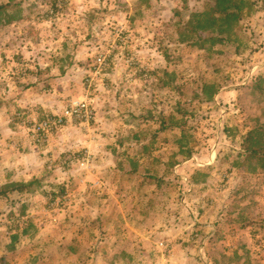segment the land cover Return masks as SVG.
Returning <instances> with one entry per match:
<instances>
[{
	"label": "rangeland",
	"instance_id": "rangeland-1",
	"mask_svg": "<svg viewBox=\"0 0 264 264\" xmlns=\"http://www.w3.org/2000/svg\"><path fill=\"white\" fill-rule=\"evenodd\" d=\"M54 1L0 0V106L23 89L19 56L49 79L29 97L92 114L39 143L32 123L62 114L8 104L0 188L33 184L0 196V264H159L146 239L197 264H264V166L243 145L264 126V3L219 41L190 32L204 0Z\"/></svg>",
	"mask_w": 264,
	"mask_h": 264
},
{
	"label": "trees",
	"instance_id": "trees-1",
	"mask_svg": "<svg viewBox=\"0 0 264 264\" xmlns=\"http://www.w3.org/2000/svg\"><path fill=\"white\" fill-rule=\"evenodd\" d=\"M57 2V0L54 1L53 8L56 7ZM259 2L264 3V0ZM254 4L255 2L253 0H204L202 11H193L190 13L188 20V24L191 26L190 32L198 36L211 35V38H209L210 40L222 41V38L216 35H223L225 31H231L242 21L245 15V9H250ZM9 7L10 4H1L0 14L6 12ZM258 7L260 11H264V5ZM177 15H179V12H177ZM17 19H20V17ZM181 41L185 42L187 40L182 39ZM263 132L264 126L250 130L243 142V145L246 146V156L251 160H256L258 164L262 166H264V143H262L260 139ZM32 184L33 182L29 184L24 182H11L5 184L0 188V196L7 197L10 193L16 195L20 192L28 191ZM28 229L23 230V235L28 234ZM20 236V232H16L11 236L13 245L20 239Z\"/></svg>",
	"mask_w": 264,
	"mask_h": 264
},
{
	"label": "crops",
	"instance_id": "crops-1",
	"mask_svg": "<svg viewBox=\"0 0 264 264\" xmlns=\"http://www.w3.org/2000/svg\"><path fill=\"white\" fill-rule=\"evenodd\" d=\"M6 57H10V55H8ZM17 60H19V62L17 61L18 63H16V62L15 63L19 67V68H17V72L20 75L15 80L14 86H15V88H23V89L21 91H19V94L15 98V100H8V101L4 100L5 102H1L0 120L1 121H8L9 120V110L10 109H8V107L10 105H8V104H10L12 102H17L18 107H20V109H21V110H19L21 112H17V115L18 114L30 115V114L34 113V110L40 109L39 106H41V105L47 112L52 111L51 113H54L55 115L56 114L57 115L63 114V112L66 109V107L64 106V103H63L62 108L60 106H57L58 107V112H57L56 111L57 108L54 107L55 103L54 104L47 103V101H49V100H35V98L29 97V95H31V94H35L38 92H39V94L42 93V91H44V88H45L44 83H46V81L49 79L46 77V78H43V80H42L40 78V76H41L40 72L41 71H38V70L36 72V76L39 78H37L35 75H33L35 72H33L31 69H29V63L22 62L21 61L22 59L19 56H18ZM24 66H26L25 69H24ZM23 69L25 70V72H23ZM30 74H32V76L36 77L37 79L35 82H32V84L27 83V85L24 86V83H26L27 77ZM66 78L67 77H64L61 80L65 81ZM261 79L264 82V74H261ZM61 83H63V82H61ZM7 86H8V89H9V87L11 88V86H9V84ZM26 88H28V89H26ZM39 94H36V95L39 96ZM58 105H60V101H59ZM30 112H32V113H30ZM14 119L18 120L19 118L14 116ZM12 182H17V181H12ZM6 183H11V182H6ZM164 231L165 230H163L162 232H164ZM156 238H163V237L157 236ZM141 245L144 249H147L148 247H153V248L162 250L161 255L158 254L156 259L155 258L153 259L154 260L153 263L156 262L159 264H197L195 262V259L188 252H186L187 249H184L183 245L181 246L180 244H175L172 241L166 242L165 240H162L159 242H154L151 239H148V240L146 239V240L141 242ZM163 250H165V251H163ZM159 257H161V260ZM158 259H159V261H158Z\"/></svg>",
	"mask_w": 264,
	"mask_h": 264
},
{
	"label": "built area",
	"instance_id": "built-area-1",
	"mask_svg": "<svg viewBox=\"0 0 264 264\" xmlns=\"http://www.w3.org/2000/svg\"><path fill=\"white\" fill-rule=\"evenodd\" d=\"M106 66V56L100 55L97 58V62L95 64V72L99 73V70H102ZM92 111L88 104L87 100H78L72 102L70 106L64 111L62 116H54L47 118L44 122H34L32 123V134L37 142L42 143L45 142L48 134L62 126L66 119L72 118H90Z\"/></svg>",
	"mask_w": 264,
	"mask_h": 264
}]
</instances>
